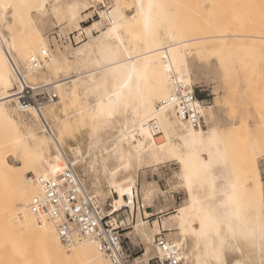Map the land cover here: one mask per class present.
<instances>
[{
    "label": "bare ground",
    "instance_id": "1",
    "mask_svg": "<svg viewBox=\"0 0 264 264\" xmlns=\"http://www.w3.org/2000/svg\"><path fill=\"white\" fill-rule=\"evenodd\" d=\"M85 1L0 0V264H112L90 241L66 246L54 222L37 218L30 202L41 189L27 173L55 177L73 166L88 192L107 199L119 179H136L140 171L169 162L178 165L176 175L185 197L163 226L182 245L185 264L188 258L193 264L208 259L225 263L229 253L235 254L230 264H261L264 179L257 142H247L249 157L240 163L232 152L231 131L218 121L214 104L198 100L205 126L197 128L161 101L173 92L175 78L195 89L189 49L205 51L215 38L264 45V28L253 34L237 28L219 35L187 34L173 15L172 0H132V7L129 0L104 1L112 7L99 10L100 17L82 27ZM117 15L124 17L119 27L113 23ZM55 18L84 31L87 39L54 50L44 25ZM43 51L48 53L44 68L27 70L29 59ZM19 71L30 81L58 76L53 80L59 98L19 109L12 92L20 85ZM129 76L130 88H121ZM76 126L83 132L77 133ZM69 139L77 143L66 148ZM209 153L213 163L205 172ZM76 165L93 175L95 189ZM153 184L144 183L148 205ZM131 205L121 197L105 213L117 219L121 210H133ZM160 222L139 215L133 226L147 244L138 263L151 259L147 253L152 246L158 254L154 234Z\"/></svg>",
    "mask_w": 264,
    "mask_h": 264
},
{
    "label": "rangeland",
    "instance_id": "2",
    "mask_svg": "<svg viewBox=\"0 0 264 264\" xmlns=\"http://www.w3.org/2000/svg\"><path fill=\"white\" fill-rule=\"evenodd\" d=\"M104 1L107 3L118 2V0L85 1L86 7H82V10H80L79 21L82 27L88 26L99 18L94 15V12L98 8L99 2ZM172 1L173 15L177 18L178 26L183 28L187 34L208 31L213 35H219L226 33L231 28L247 30L253 34V31L264 28V0ZM128 2L131 6L132 0ZM124 7L129 8H126L128 12L131 11L132 6L126 5ZM58 22L55 18L52 22H47L44 25L45 34L52 48L54 50L65 49L68 44L77 46L69 41V36L78 34L81 30H75V27L66 20ZM239 42L237 40L215 38L209 41L208 49L205 51L197 52L192 48L189 49L188 56L195 80L193 87L196 88L197 94L202 97H199L200 100L206 101L210 105L214 104V112L216 111L215 115H217L218 121L231 131L232 152L236 155L238 162L242 163L249 157V140L254 139L257 142L259 151L263 152L258 156V161L264 179V45L259 44L257 41L256 43L252 41ZM48 77L51 80L58 78V76L49 74L46 77L47 81L50 80ZM37 80L43 81L44 79L38 78L35 81ZM82 129L79 126L75 127L77 133L83 132ZM67 143L66 148L69 145H75L77 142L69 139ZM165 164L167 165L159 166V170L155 169L157 171L154 169L140 171L136 179L133 177L128 178L129 180L124 179L121 181L119 179L112 189L113 195L107 199L105 198L106 195H99L102 199L104 196L103 200L107 201L105 202L107 210H110L113 203L121 197L123 201L132 203L133 210H121L118 213L119 219L124 220L125 230L123 234L126 237L127 246L135 249V257L138 260L147 250L146 242L134 231L133 227L139 215L151 222L155 219L161 221L160 230L155 232V236L162 232L167 233L169 238L176 239L173 234H169L172 231L163 226V220L174 211L176 205L178 206L183 202L185 195L176 175L178 165L175 162ZM76 166L88 185L91 183L92 186L90 187L95 189L92 183L93 175L85 174L82 167ZM99 174L102 176L100 177ZM27 175L30 177L33 173L29 172ZM98 175L100 179L104 178L101 172H98ZM102 181L101 185L106 192L108 187L105 181ZM150 182L151 184L154 183L155 190L151 195L152 203L148 205L145 201L146 189L144 183ZM162 183L170 185V190L165 193L166 196L160 191H156L157 188L165 191L164 188H161ZM234 255L229 253L228 257L226 256L228 260H225V263L208 259L204 264H230ZM147 256L156 258L155 247L152 246ZM187 264H193L192 259L188 258Z\"/></svg>",
    "mask_w": 264,
    "mask_h": 264
},
{
    "label": "built area",
    "instance_id": "3",
    "mask_svg": "<svg viewBox=\"0 0 264 264\" xmlns=\"http://www.w3.org/2000/svg\"><path fill=\"white\" fill-rule=\"evenodd\" d=\"M99 2L94 15L100 17L99 10L104 7ZM87 39L84 31L69 36V41L78 45ZM48 53L43 51L32 56L26 66L27 70L44 68ZM19 73L20 85L13 89L14 101L19 109L25 111L32 107H41L54 103L59 98L56 83L50 81H30ZM199 96L196 88L176 79L170 96L161 101L162 106H172L176 115L194 127H204V115L198 104ZM41 189V193L33 196L30 208L41 221L47 217L54 222L60 239L66 246H72L79 240L90 241L97 245L112 264H185L182 245L169 238L167 233L155 236L158 249L156 258L148 262L137 263L135 249L127 246L123 232L124 220L113 219L105 213V205L96 194L88 192L73 166L60 171L55 177L31 175Z\"/></svg>",
    "mask_w": 264,
    "mask_h": 264
},
{
    "label": "snow or ice",
    "instance_id": "4",
    "mask_svg": "<svg viewBox=\"0 0 264 264\" xmlns=\"http://www.w3.org/2000/svg\"><path fill=\"white\" fill-rule=\"evenodd\" d=\"M104 7H105V8H109V7H112V5H110V4H104ZM116 7L118 8L119 6L117 5ZM139 7H140L141 9H143V5H139ZM148 7L151 8V7H153V5H152L151 3H149ZM113 11L115 12L116 9L114 8ZM105 14H106V13H102V14H101L102 17H103ZM110 19H111V17H110ZM123 19H124V17H123L122 15H117L116 19L113 20V23L116 25V27H119L120 25H119L118 21H119V20H123ZM130 81H131V77L129 76V77L127 78V80H125L124 83H123L122 85H120V87H121V88L129 87V88H130ZM186 143H187V141H186ZM212 163H213V162H212V159H211V153H209V159H208L207 163H206V164H203V169H204L205 172H207L208 170L211 169V167H212ZM161 188H164V189H165V192H166L167 190H170V185H164V184L162 183V184H161ZM244 264H247V262L245 261ZM261 264H264V260H262Z\"/></svg>",
    "mask_w": 264,
    "mask_h": 264
},
{
    "label": "trees",
    "instance_id": "5",
    "mask_svg": "<svg viewBox=\"0 0 264 264\" xmlns=\"http://www.w3.org/2000/svg\"><path fill=\"white\" fill-rule=\"evenodd\" d=\"M200 98H202L200 95H198Z\"/></svg>",
    "mask_w": 264,
    "mask_h": 264
}]
</instances>
